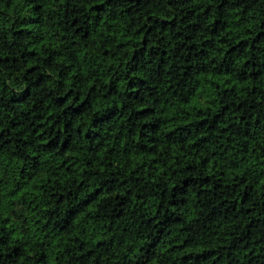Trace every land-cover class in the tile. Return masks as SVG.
I'll return each instance as SVG.
<instances>
[{"label":"trees","instance_id":"obj_1","mask_svg":"<svg viewBox=\"0 0 264 264\" xmlns=\"http://www.w3.org/2000/svg\"><path fill=\"white\" fill-rule=\"evenodd\" d=\"M0 264H264V0H0Z\"/></svg>","mask_w":264,"mask_h":264}]
</instances>
